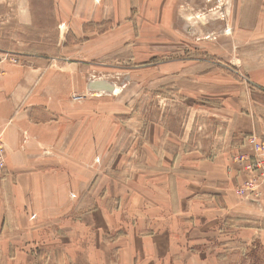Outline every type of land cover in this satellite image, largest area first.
<instances>
[{"label":"rangeland","instance_id":"374dc122","mask_svg":"<svg viewBox=\"0 0 264 264\" xmlns=\"http://www.w3.org/2000/svg\"><path fill=\"white\" fill-rule=\"evenodd\" d=\"M234 4L105 0L82 43L22 45L47 59L31 76L46 114L21 129L17 171L0 173L32 185L22 209L0 193V264H264V203L227 202L242 153L226 138L253 134L223 104L237 91L245 104L253 83L220 32ZM62 63L85 85L56 90Z\"/></svg>","mask_w":264,"mask_h":264},{"label":"crops","instance_id":"0c3cea01","mask_svg":"<svg viewBox=\"0 0 264 264\" xmlns=\"http://www.w3.org/2000/svg\"><path fill=\"white\" fill-rule=\"evenodd\" d=\"M77 1L0 0V57L10 50L17 52L22 61L24 60L23 64H15L5 59L0 64V125L5 129L7 164L13 172L17 171L12 158L19 151L16 148V140L22 138L21 129H26V125H31V122L37 126V123L41 121L36 117L39 114H46L45 108L39 109L35 102H32L36 96L34 92L39 85L31 84V76L37 75L35 79L37 80L39 74L41 75L39 67L42 69L47 59L24 52L22 45L24 43L57 44L61 45L64 51L71 43H82V39L86 38L83 37L86 35L84 25L90 21L103 19L105 13L101 5L105 0H94L93 3L91 0H84L79 4ZM233 12L234 16L230 18V21H225L220 32L225 41H230L229 44L233 46V51L236 53L231 55L230 59L234 58L239 62L241 70L253 78L251 79L253 83L249 84L247 94L250 93V96L248 95L245 104L239 101L243 96L241 91L236 92L238 95H235V99L224 100L223 104L234 108L235 115L232 120L239 135L253 133L264 138V0H236ZM77 27H79L78 30ZM226 27H228L227 30H225ZM33 63L36 64V69L32 67ZM54 74L58 75V80L62 81L58 82L56 88L57 90L62 87V93L66 91L69 94L73 83H76L77 87L81 85V81L85 83L82 73L76 71V67L72 69L71 64L58 65V68L54 69ZM51 112L56 113L52 109ZM251 135L246 134L238 139L226 138L227 153L250 154V145L247 147L246 141ZM238 164L237 169L240 172L236 169L237 175H233L231 179L234 181L233 184L238 181L239 185L247 174L242 165ZM47 186L55 188L54 178L48 181ZM30 189H32L30 181L20 180L19 177L17 179L8 177L0 183V193H4L10 203L18 205L21 209L25 204V202L22 203L24 198L30 196ZM229 194L228 204H238L241 207L240 203L244 198L234 195L232 191ZM76 200L75 191H69L68 202L75 203ZM245 201L259 207L258 203L247 199ZM29 210L31 209L27 211V222H33L35 217L30 215ZM23 218L21 216V224H23ZM1 219L9 220H5L3 216Z\"/></svg>","mask_w":264,"mask_h":264},{"label":"built area","instance_id":"2783aa9c","mask_svg":"<svg viewBox=\"0 0 264 264\" xmlns=\"http://www.w3.org/2000/svg\"><path fill=\"white\" fill-rule=\"evenodd\" d=\"M5 59L0 57V64ZM5 129L0 125V173L7 163L5 148ZM250 154L242 153L235 157L247 174L246 178L237 186L238 196L254 203H264V138L253 134L249 137Z\"/></svg>","mask_w":264,"mask_h":264},{"label":"water","instance_id":"95a60500","mask_svg":"<svg viewBox=\"0 0 264 264\" xmlns=\"http://www.w3.org/2000/svg\"><path fill=\"white\" fill-rule=\"evenodd\" d=\"M92 86L97 87V88H106L107 87V86H103L102 83H94Z\"/></svg>","mask_w":264,"mask_h":264}]
</instances>
